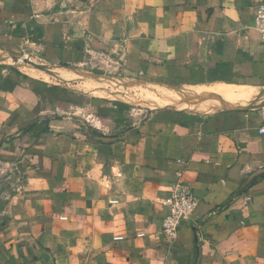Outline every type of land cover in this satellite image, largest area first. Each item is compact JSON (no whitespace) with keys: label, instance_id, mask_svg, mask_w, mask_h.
I'll return each mask as SVG.
<instances>
[{"label":"crops","instance_id":"0c3cea01","mask_svg":"<svg viewBox=\"0 0 264 264\" xmlns=\"http://www.w3.org/2000/svg\"><path fill=\"white\" fill-rule=\"evenodd\" d=\"M260 2L0 0V264H264Z\"/></svg>","mask_w":264,"mask_h":264},{"label":"built area","instance_id":"2783aa9c","mask_svg":"<svg viewBox=\"0 0 264 264\" xmlns=\"http://www.w3.org/2000/svg\"><path fill=\"white\" fill-rule=\"evenodd\" d=\"M253 27L261 34L264 40V0H261L256 7ZM167 194V198L164 201L167 214L161 221V233L163 236L173 239L177 235L181 223L189 220L195 212L198 201L193 194L191 186L182 181L171 184Z\"/></svg>","mask_w":264,"mask_h":264},{"label":"rangeland","instance_id":"374dc122","mask_svg":"<svg viewBox=\"0 0 264 264\" xmlns=\"http://www.w3.org/2000/svg\"><path fill=\"white\" fill-rule=\"evenodd\" d=\"M32 52H33V54H32ZM24 54H25V56H26V58H28L31 62H33V64H39L40 62H39V60L38 59H40V56H38V54L32 49V50H29V51H26V52H24ZM22 63L21 64H23V61H21ZM86 69V68H85ZM84 69V70H85ZM87 70V69H86ZM88 71H91V70H88ZM100 71V70H99ZM111 75H115V74H117V70H111ZM93 73H95V74H99L100 72H94L93 71ZM129 87H131L130 89V91H128V92H130V93H141V92H144V90L145 91H147V89H143V88H139L140 86H137V85H134L133 84V86L131 85V84H129ZM134 91V92H133ZM147 92H149V91H147ZM150 93H152V92H150ZM150 98H152L153 100L154 99H156V97L153 95V94H150V95H148L147 96V99L148 100H150ZM141 104H143V103H141ZM144 105V104H143Z\"/></svg>","mask_w":264,"mask_h":264},{"label":"water","instance_id":"95a60500","mask_svg":"<svg viewBox=\"0 0 264 264\" xmlns=\"http://www.w3.org/2000/svg\"><path fill=\"white\" fill-rule=\"evenodd\" d=\"M12 59L14 61L22 60L24 64L31 65L29 59L23 58V53L19 48H15L12 52Z\"/></svg>","mask_w":264,"mask_h":264},{"label":"bare ground","instance_id":"6f19581e","mask_svg":"<svg viewBox=\"0 0 264 264\" xmlns=\"http://www.w3.org/2000/svg\"><path fill=\"white\" fill-rule=\"evenodd\" d=\"M164 95V94H163Z\"/></svg>","mask_w":264,"mask_h":264}]
</instances>
